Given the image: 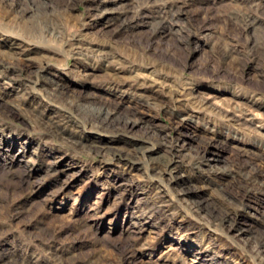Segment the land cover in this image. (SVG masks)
I'll return each instance as SVG.
<instances>
[{"label": "rangeland", "instance_id": "1", "mask_svg": "<svg viewBox=\"0 0 264 264\" xmlns=\"http://www.w3.org/2000/svg\"><path fill=\"white\" fill-rule=\"evenodd\" d=\"M178 239L264 264V0H0V264L204 261Z\"/></svg>", "mask_w": 264, "mask_h": 264}, {"label": "bare ground", "instance_id": "2", "mask_svg": "<svg viewBox=\"0 0 264 264\" xmlns=\"http://www.w3.org/2000/svg\"><path fill=\"white\" fill-rule=\"evenodd\" d=\"M30 10H32L33 8L30 6V8H29ZM29 10V11H30ZM47 10V9H46ZM48 12V11H47ZM136 14H138V13H136ZM55 15V14H54ZM139 15V14H138ZM42 17V16H41ZM134 17H135V15H134ZM54 19V18H53ZM43 20V19H42ZM142 21H144L145 23H149L150 21L148 20V19H146V20H143V19H141ZM248 20V19H247ZM56 21V20H55ZM160 21V20H159ZM162 21V20H161ZM252 19L251 20H249L248 21V24H250L251 26H252ZM48 23V22H47ZM161 23V22H160ZM59 24V23H58ZM62 24V23H61ZM49 27V26H48ZM55 27V26H54ZM157 28H161V32L160 33H162V34H165L166 33V26L164 25V24H162L161 23V25H158L157 27H156V30H157ZM55 29H57V27L55 28ZM48 30V29H47ZM50 31V30H49ZM53 33V34H52ZM51 34L53 35L52 37L53 38H56L57 36H60L59 34H60V30H57L56 32L54 31V32H52ZM55 40V39H54ZM90 42V41H89ZM108 43V42H107ZM67 48V47H66ZM69 48V47H68ZM67 48V49H68ZM81 48H83L81 45H80V43H72L71 45H70V53H76V52H81ZM106 48V49H105ZM85 49H87V50H89V51H93L94 53H96L95 55H96V57H98V56H100V57H102V59H105V61H107V62H109V61H114L115 59H118V58H116L118 55L112 50V49H110V47H108L107 48V45L105 44H100V43H95V44H89V45H86L85 46ZM66 50V49H65ZM88 64H89V67H97V66H99V65H96V63H94V61H89L88 62ZM102 66V65H101ZM133 71V70H132ZM105 73L106 74H108L109 75V77L110 78H115L116 79V72H108V71H105ZM114 75H115V77H114ZM148 76L149 77V79H148V83H153L152 85H153V87L151 88L152 90H151V92L153 91V93H155L156 91H158V88H160L159 87V85H158V81L157 80H155L154 78H152L151 77V75H150V73H140V72H137V71H134L133 72V79H139L140 78V76ZM143 82H144V80H142ZM141 81V82H142ZM53 89H54V92H57L58 94H62V93H65L66 94V91H65V89L63 88V86L62 85H60L59 84V82L58 81H56L54 84H53ZM87 95V94H86ZM82 96V95H81ZM89 95H87V96H83L82 98L87 102V101H91V99L92 98H89L88 97ZM91 97V96H90ZM96 102V101H95ZM105 102V101H104ZM111 104V103H110ZM109 104V105H110ZM118 104V103H117ZM108 104H105V103H99L98 102V105L97 106H92L93 107V115L97 118V121L99 122V123H101V124H103V125H110V123H111V121H118V119H124V120H126V119H129L130 117H129V114H127L126 113V111L124 112V113H122V111H120V109L119 108H117V106H112V107H110ZM120 107V106H119ZM128 107V106H127ZM231 108H233V107H231ZM128 110H129V108H128ZM228 111H234V110H232V109H227ZM236 110L237 111H244L243 109H239V108H236ZM131 112V111H130ZM134 113V112H133ZM233 115H240L239 113H235L234 114V112L232 113ZM55 117V116H54ZM53 117V118H54ZM68 117H70V116H68ZM137 117V116H136ZM235 118H237V117H235ZM50 119V118H49ZM57 120V119H56ZM235 120H237V119H235ZM137 121V119L135 118V119H132L130 122H136ZM45 122V121H44ZM51 122V121H50ZM49 122V124L51 125V123ZM118 123V122H117ZM46 124H48L47 122H46ZM50 127V126H49ZM53 127V126H52ZM53 129V128H52ZM90 147H92L93 149H95V150H97V151H101V150H106V148H108V144L107 143H105V142H101V143H96V144H92L91 143V146ZM161 154V153H160ZM158 155V154H157ZM169 155V154H168ZM170 156V155H169ZM160 157H161V155H160ZM159 158V157H158ZM162 159V158H161ZM165 159V158H164ZM155 160V159H154ZM162 163V162H161ZM65 164L68 166V167H70L72 164H71V162L70 161H66L65 162ZM163 164V163H162ZM160 165V164H159ZM159 168V167H158ZM224 170V169H223ZM211 172H212V175L213 176H216V174L217 173H220V168L219 167H217V168H212V170H211ZM201 199V198H200ZM197 201H199V200H197ZM203 201V200H202ZM198 205H199V203H198ZM136 215H139V214H136ZM220 217L219 218H221V216L222 215H219ZM232 216V215H231ZM138 217V216H137ZM223 218H225V219H227V220H230V219H232V218H230L229 217V215H228V213H225L223 216H222V219ZM224 219V220H225ZM231 221V220H230ZM235 221V219H233V221H232V223ZM242 221V220H241ZM241 223H243V222H241ZM136 224V221H133V220H130L129 221V225H135ZM126 226H128V225H126ZM242 230H246V229H248L249 230V228H248V226H241L240 227ZM176 242L177 243H185V245H187L188 246V248H189V250H192L193 249V251H194V253H195V257H198L199 259H201V260H204L205 261V264H219V263H222V261H220V257H222V253H219L218 252V250H216V249H214V246L213 245H211V244H205V245H198L197 244V242H190V243H186L184 240H182V239H178V240H176ZM199 246L197 249H196V247H194V246ZM189 250H187V251H189ZM204 261L201 263V264H204Z\"/></svg>", "mask_w": 264, "mask_h": 264}]
</instances>
